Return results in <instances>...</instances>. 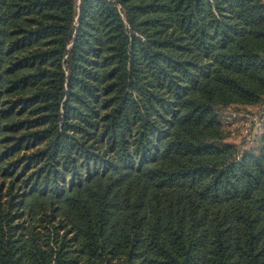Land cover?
<instances>
[{"label": "trees", "instance_id": "1", "mask_svg": "<svg viewBox=\"0 0 264 264\" xmlns=\"http://www.w3.org/2000/svg\"><path fill=\"white\" fill-rule=\"evenodd\" d=\"M264 0H0V264H264Z\"/></svg>", "mask_w": 264, "mask_h": 264}, {"label": "rangeland", "instance_id": "2", "mask_svg": "<svg viewBox=\"0 0 264 264\" xmlns=\"http://www.w3.org/2000/svg\"><path fill=\"white\" fill-rule=\"evenodd\" d=\"M79 2V0H78ZM238 113V114H251V118L254 120L256 118H261L262 115V119H261V124L257 125L256 127H260L258 129V136H257V140L256 141H251L249 140L248 136H244L241 132L240 128H237L235 131L229 127L226 126L224 124V129L229 132V136L227 141L234 143L238 146L239 152L242 153L244 152V150H248V149H253L259 146V144H261V140L264 137V99L263 102H259L257 104H243V105H230L228 106L226 109H222L221 110V120L222 122L224 121V119L226 118V115L228 113ZM238 126V125H237ZM255 127V126H254ZM254 127H252V130L254 129Z\"/></svg>", "mask_w": 264, "mask_h": 264}, {"label": "built area", "instance_id": "3", "mask_svg": "<svg viewBox=\"0 0 264 264\" xmlns=\"http://www.w3.org/2000/svg\"><path fill=\"white\" fill-rule=\"evenodd\" d=\"M250 116H251L250 113L248 114H238V113H233V112L228 113L223 123L226 126L231 127L234 131L237 128H240L244 136L246 137L248 136L249 137L248 139L251 141H256L257 136L259 134L258 129L260 128L259 124H261L262 115L260 119L254 117L255 118L254 120ZM262 122H263V119H262ZM257 125L259 126L256 127ZM252 127H254L253 130H252Z\"/></svg>", "mask_w": 264, "mask_h": 264}]
</instances>
